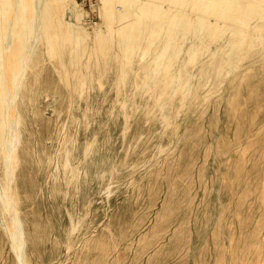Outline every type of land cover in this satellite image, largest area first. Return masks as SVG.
I'll use <instances>...</instances> for the list:
<instances>
[{
    "label": "rangeland",
    "instance_id": "1",
    "mask_svg": "<svg viewBox=\"0 0 264 264\" xmlns=\"http://www.w3.org/2000/svg\"><path fill=\"white\" fill-rule=\"evenodd\" d=\"M19 1L0 0V103L10 105L19 134L10 198L18 202L22 237L16 228L9 244L0 215V264H264V111L253 107H264V59L251 52V61L217 79L211 58L230 36L214 45L221 28L201 29L198 21L214 23L211 13L221 9L228 16L233 0H177L176 8L170 0L179 13L159 0L171 13L165 11L166 20L148 16L158 7L153 0H109L108 7L103 0H74L84 29L76 28L69 9L67 23L75 27L66 30L52 14L58 0H22L23 14ZM236 1L244 12V1L255 0ZM44 16L47 25L25 37L22 21ZM183 36L190 39L181 46ZM165 37L181 52L170 60L168 75L165 67L154 82L151 67ZM188 46L197 54L191 68ZM190 74L187 90L182 81L169 84L170 77ZM207 74L212 78L205 84ZM177 87L180 93H173ZM230 95H238L228 100L236 111L226 104ZM66 157L74 170L63 168ZM229 229L235 238L244 236L247 247H229ZM13 245L21 247L20 258Z\"/></svg>",
    "mask_w": 264,
    "mask_h": 264
},
{
    "label": "bare ground",
    "instance_id": "2",
    "mask_svg": "<svg viewBox=\"0 0 264 264\" xmlns=\"http://www.w3.org/2000/svg\"><path fill=\"white\" fill-rule=\"evenodd\" d=\"M114 1V0H113ZM147 1V0H146ZM158 1V2H157ZM168 1H170V0H168ZM172 1V0H171ZM170 1V4L173 2H171ZM175 1H177V0H174V4L175 3H177L178 4V1L177 2H175ZM196 1V0H195ZM235 1V2H234ZM2 2V1H1ZM0 2V3H1ZM28 2H31V3H33V4H37V2H38V0H28ZM152 2V1H151ZM150 2V3H151ZM158 3V7H156V6H153L155 9H154V14L153 15H148L149 17L150 16H153L154 17V19L155 18H157L158 16H161V19H162V17L165 15L164 13H165V9H161V8H159V4H161V2H159V0H156V1H154L153 0V3ZM237 1L236 0H233V7L231 6V8L230 7H228L227 8V10L229 11V14H228V16H225V13H224V11L221 9L220 11H218V12H213V13H211V14H213L212 15V17L214 16L216 19H215V22L214 23H211V22H204V19H202V20H198V21H200L201 22V24H200V28L201 29H203V28H206V30H207V28L208 29H210V28H212L211 29V32L215 29H219V28H221V29H219L220 30V32L216 35V37H212V35H211V37L209 38V40H211V38H213L214 39V41H210L211 43H216L218 40H219V42H221L222 40H225L226 38H225V36H230V38L228 39V41L227 42H225V44L223 45V46H221L220 48L218 47L217 49H218V51H219V49H220V51H222L223 52V55H220L219 56V53H220V51L218 52V53H216V54H218L217 56H216V54H215V56H213V58H211V60H213L214 58L216 59V61L214 62V64H213V68H214V76H216L217 77V79H219V77L222 75V74H225V73H228V72H230V71H232L235 67H236V63H241L242 62V60H244V63L247 61V60H245L246 58H248V57H250V56H248L249 54H251V52L253 53V52H257L258 53V55H259V58L260 59H264V55L263 56H260L262 53H264V0H255L254 1V3H251V2H247V1H244V3H245V5H247L246 7L248 8V10L247 11H244V12H242V11H238L239 10V7H240V5H238V3H236ZM19 8H20V10L21 11H19V12H21V14H23V12L27 9V5L26 4H24L25 2H22V0L21 1H19ZM113 3H116V4H118L119 2H110V4H113ZM172 3V5L173 6H171V7H169V8H172L173 10H174V12L176 13V12H178V11H175V8H176V4H175V8H174V4ZM197 3H201V1L200 0H198V2ZM103 4H104V6H109V0H103ZM170 4H169V2H167V5L168 6H170ZM181 4V3H180ZM183 4H184V1H183ZM187 4V3H186ZM114 5V4H113ZM144 5H149L148 3L147 4H144ZM153 5H155V4H153ZM162 5H163V3H162ZM161 5V6H162ZM166 5V6H167ZM188 5V4H187ZM195 5V4H194ZM197 5V4H196ZM168 6H167V8H168ZM178 6L179 5H177V10H178ZM183 6V5H182ZM0 7H2V4H0ZM48 8H49V6H47ZM111 7V6H110ZM198 7V6H197ZM200 7V6H199ZM197 8V9H199V14H200V8ZM53 8H55L56 9V11H53V15H57V19H58V21H57V24H60L61 26H62V28H63V30H66V27H68V28H70V27H75V25H71V24H68L67 22H69L70 20H68V18H67V15H66V12H67V10H71V13H72V17H73V20H75V22H76V24H77V26H76V28H79V29H84V27H82L81 25H80V23H81V8L79 7V6H77L75 3H74V0H58L57 1V3L53 6ZM166 8V7H165ZM196 8V7H195ZM194 7L192 8L193 9V11H195L196 13H197V11H196V9H195ZM179 9H181L180 7H179ZM187 9V8H186ZM192 9H190V7H189V10L190 11H192ZM202 9V8H201ZM203 9H205V10H203V12H204V15H205V13H206V9L207 8H203ZM185 10V8L183 9V11ZM188 10V9H187ZM0 11H2V8H0ZM23 11V12H22ZM182 11V12H183ZM6 12V11H5ZM101 12V8L99 7L98 8V13H99V15L101 14L100 13ZM167 12L168 11H166V14H167ZM173 12V11H172ZM180 12V11H179ZM178 12V13H179ZM194 12V14L196 15V13ZM203 12H202V15H203ZM188 13H191V12H189L188 11ZM188 13H182V15L181 16H183L184 14L187 16V15H189ZM20 13L19 14H17V15H15V17H18V16H20L21 15ZM168 14H169V12H168ZM171 14V13H170ZM169 14V15H170ZM199 14H197V17H198V15ZM168 15V17L169 18H172L171 16H169ZM191 15V14H190ZM193 15V14H192ZM191 15V16H192ZM201 15V14H200ZM199 15V16H200ZM33 16H35V15H33ZM136 16H140V14H136ZM145 16V15H144ZM146 16H147V14H146ZM145 16V17H146ZM152 17V18H153ZM165 17L167 18V15L166 16H164V20H166L165 19ZM202 17V16H201ZM110 18H112V16L110 15V14H108L107 15V17H106V23H108L109 21H110ZM208 17H206V19H207ZM174 19H176V18H174ZM198 19H201L200 17L198 18ZM209 19H210V17H209ZM219 19H220V21L222 22V23H218L217 21H219ZM47 20H50V17L49 18H47V16H44L43 18H39L38 20H37V18H34L33 20H28V21H22L23 22V25H24V23H25V25L26 26H28V28H26V26H24V28L25 29H23L24 31L25 30H27L26 31V33H25V37H27V38H29L31 35H32V33H34L37 29H42L43 27H44V25H47V23H46V21ZM109 20V21H108ZM163 20V22L164 23H162V25L163 24H165L166 22ZM170 20V19H169ZM171 20H173V19H171ZM194 20L197 22V19H195L194 18ZM194 21V22H195ZM206 21V20H205ZM208 21V20H207ZM213 21H214V19H213ZM27 22V23H26ZM161 22H162V20H161ZM153 23V22H152ZM150 24L151 26L152 25H155V24ZM183 23H185V22H183ZM159 24V23H158ZM156 25L157 26V28L159 27V25ZM197 24V23H196ZM161 25V24H160ZM161 25V26H162ZM174 25V24H173ZM186 26L185 27H187V24H185ZM190 24L188 23V26H189ZM193 25H194V23H193ZM177 26V25H176ZM175 26V27H176ZM205 26V27H204ZM23 27V26H22ZM146 27V26H145ZM165 28L162 30V31H165V29H167L166 28V26H164ZM171 27H173L174 28V26H171ZM179 27V26H178ZM184 27V28H185ZM149 28V27H148ZM156 28V27H155ZM156 28V29H157ZM163 28V27H162ZM169 28V27H168ZM172 28V30H174ZM180 28V27H179ZM194 28V27H193ZM199 28V29H200ZM147 29V28H146ZM151 29H152V27H151ZM151 29H150V32H151ZM180 29H182V31H184L183 30V28H180ZM144 30H145V28H144ZM148 30V29H147ZM153 30V29H152ZM170 30V29H169ZM176 30H178V28H176L174 31L176 32ZM197 30V29H196ZM216 30V31H217ZM218 30V31H219ZM82 31V30H81ZM142 31V30H141ZM146 31V30H145ZM158 31L160 32V30H159V28H158ZM193 31H195V29H193ZM198 31V30H197ZM202 31V30H201ZM45 31H43V33H44ZM121 32V31H120ZM156 32V31H155ZM167 33L169 32V31H166ZM196 32V31H195ZM208 32L209 31H207L205 34L206 35H202V36H205V38H206V36H210V34H208ZM121 33H123V32H121ZM145 33V32H144ZM146 33H147V31H146ZM165 33V32H164ZM163 33V36H160L161 38H163L164 37V35H166V34H164ZM174 33V32H173ZM178 33V32H177ZM184 33V32H183ZM185 33H186V30H185ZM201 33V32H200ZM203 33V32H202ZM210 33V32H209ZM16 34V33H15ZM120 34V33H119ZM138 34V33H137ZM140 34H143V33H140ZM139 34V35H140ZM151 34V36H152V34L153 33H150ZM150 34H149V36H150ZM160 34V33H159ZM172 34V33H171ZM176 34V33H175ZM187 34V33H186ZM185 34V35H186ZM196 34L197 33H194V35L196 36ZM199 34V33H198ZM208 34V35H207ZM45 35V34H44ZM106 34L104 33V32H97L96 34H95V37H97V38H102V37H106L105 36ZM154 35V34H153ZM170 35V34H169ZM169 35H167L166 37H169ZM174 35V34H173ZM182 35V34H181ZM180 35V36H181ZM184 35V36H185ZM201 35V34H200ZM47 36H48V34H47ZM91 36V35H90ZM120 36H121V34H120ZM127 36L128 37H126V39L127 38H129V39H131V34L130 33H128L127 34ZM148 36V35H147ZM148 36V37H149ZM155 36V35H154ZM154 36H153V38H154ZM159 36V35H158ZM157 36V37H158ZM182 37V38H179V42L178 43H181V46H183L182 44H184V42H188L189 41V39L190 38H188V41H187V39L185 38V37ZM202 36H201V38H202ZM49 37V36H48ZM87 37H89L88 35H87ZM137 37H139V36H137ZM142 37H144V35L142 36ZM165 37V38H166ZM176 37H179V35L178 36H176ZM123 38H125V36H123ZM145 38V37H144ZM147 38V37H146ZM159 38V37H158ZM157 38V39H158ZM170 38L172 39V37H171V35H170ZM170 38H166L167 40H164L165 41V43L162 45L163 47L160 49V51H158V52H160L158 55L156 54H154L155 56H156V58H155V63L152 65V81H154L155 82V80L156 79H154L153 78V75H156V76H158V74L160 75V73H161V75L163 74V72H161V70L163 71V68L165 69V67H166V70L164 71L165 73L164 74H166V75H168V71H167V69H168V67H170V65L172 64V62H170V60H173L174 61V59H176V58H178L179 56H180V49H181V47L179 46V44L178 43H176V44H178L177 46H179V47H177L176 49H175V45H174V48H172V49H174L173 51H174V53L175 54H173V53H171L170 51H172L171 50V47H172V45L174 44V41L173 40H168V39H170ZM148 39V38H147ZM149 39H152V37L151 38H149ZM174 39H175V37H174ZM191 39H192V41H191V44H193L192 42H193V39H194V37L192 38L191 37ZM204 39V38H203ZM203 39H201L202 41H203ZM111 40V39H110ZM119 40H121V39H119ZM159 40H160V38H159ZM158 40V41H159ZM162 40L163 39H161L160 41H161V43H162ZM200 40V39H199ZM205 40V39H204ZM138 41H140L139 39H138ZM143 41V40H142ZM146 41V40H145ZM145 41H143V42H145ZM154 41V40H153ZM152 41V42H153ZM157 41V42H158ZM202 41H201V43H202ZM118 42V41H117ZM142 42V43H143ZM148 42V41H147ZM195 42H196V39H195ZM207 42H209L208 41V39H207ZM210 42L208 43V46H209V44H210ZM120 43V42H119ZM160 43V42H159ZM121 44V43H120ZM120 44H117V47H119L118 45H120ZM196 44V43H195ZM150 45L152 46L153 45V43L151 44L150 43ZM156 45H158V43L156 44ZM156 45H155V47H156ZM197 45H199V44H197ZM205 45L206 44H204V47H205ZM215 45V44H214ZM150 46V48H153V47H151ZM159 46V45H158ZM161 46V45H160ZM190 46V45H189ZM189 46H188V49H189V53H188V51H186V50H188L187 48H186V52L185 53H188V55H189V57H188V60H189V62H192V65H190V68H191V66H193V61L197 58V54L195 53V51H192L191 52V50L193 49V47H192V49H190L189 48ZM211 46V45H210ZM209 46V47H210ZM147 47H148V45H147ZM155 47H154V51H155ZM187 47V46H186ZM203 46H201V48H202ZM209 47H207V48H209ZM150 48H148L149 49V51H151L150 50ZM157 48V47H156ZM197 48H198V46H197ZM200 48V49H201ZM212 48V47H211ZM210 48V49H211ZM145 49V48H144ZM143 49V50H144ZM147 49V50H148ZM195 49V48H194ZM222 49V50H221ZM142 50V49H141ZM183 50V49H182ZM197 50V49H196ZM204 50V49H203ZM207 50V49H206ZM148 51V52H149ZM172 51V52H173ZM156 52V51H155ZM170 52V54H173V56L172 57H170L171 55H169L168 53ZM197 52V51H196ZM185 53H184V55H185ZM205 53V52H204ZM204 53H203V55H204ZM208 52H206V54H207ZM149 54H151V52H149ZM148 54V55H149ZM202 54V53H201ZM205 54V55H206ZM211 54V53H210ZM153 55V54H152ZM179 55V56H178ZM183 54H181V56H182ZM187 55V54H186ZM185 55V56H186ZM199 55H200V53H199ZM209 55V54H208ZM207 55V56H208ZM256 55V54H255ZM154 56V57H155ZM178 56V57H177ZM202 56V55H201ZM252 56V55H251ZM151 57V56H150ZM153 57V56H152ZM154 57H153V59L152 60H154ZM184 56H182L181 58H183ZM203 57V56H202ZM206 57V56H205ZM209 57V56H208ZM185 58H187V57H185ZM151 59V58H150ZM166 59H169V63L170 64H166V63H164V60H166ZM199 59H201V58H199ZM209 59V58H208ZM249 59V58H248ZM0 60H1V56H0ZM188 60H186V61H188ZM203 60V59H202ZM210 60V61H211ZM250 60V59H249ZM258 60V59H257ZM181 61V60H180ZM180 61H179V63H180ZM196 61V60H195ZM205 61V60H204ZM209 61V62H210ZM251 61V60H250ZM254 61V60H253ZM121 62V61H120ZM119 62V64H121ZM153 62V61H152ZM162 62V63H161ZM167 62V63H168ZM188 62V63H189ZM248 62V61H247ZM258 62V61H257ZM173 63H175V62H173ZM249 63H251V62H249ZM255 63V62H254ZM181 64H182V62H181ZM184 64V63H183ZM185 64L187 65V62H185ZM184 64V65H185ZM195 64V63H194ZM252 64V63H251ZM264 64V63H263ZM263 64H261L262 65V67H263ZM208 65H210V64H208ZM207 65V66H208ZM241 65H243L242 63H241ZM246 65V64H245ZM1 62H0V68H1ZM172 66H173V64H172ZM172 66H171V68H172ZM174 66H175V64H174ZM196 66V65H195ZM212 66V65H211ZM244 66V65H243ZM247 66V65H246ZM249 66H251V65H249ZM260 66V65H259ZM118 67H119V65H118ZM186 67V66H185ZM188 67V66H187ZM198 67V66H197ZM196 67V68H197ZM262 67H260L261 69L260 70H262ZM174 68V67H173ZM189 68V69H190ZM193 68V67H192ZM244 68V67H243ZM259 68V67H258ZM209 69V68H208ZM245 69V68H244ZM178 70H180V69H178ZM192 70V69H191ZM212 70V69H211ZM210 70V71H211ZM181 71H182V67H181ZM246 71V70H245ZM251 71V70H250ZM252 71H253V69H252ZM21 71H18V72H14V76H13V78H12V82H16V84H17V82H18V80H19V78H20V76L22 75L21 73H20ZM172 72V71H171ZM188 72H189V70H188ZM193 72V71H192ZM207 72V71H206ZM206 72H204L203 74H205ZM212 72V71H211ZM264 72V71H263ZM170 73V72H169ZM176 73V72H175ZM178 73V72H177ZM199 74V73H198ZM202 74V76H205V75H203ZM243 74H245V73H243ZM160 75V76H161ZM200 75V74H199ZM208 75V74H207ZM242 75V74H241ZM247 75V74H246ZM164 76V75H163ZM163 76H162V78H163ZM186 76V75H185ZM167 77V76H166ZM210 74L208 75V77H206V80L205 81H202V80H200V81H202V82H205V84H207V83H209V79H210ZM241 77V76H240ZM158 78V77H157ZM194 78V76L193 75H189L188 76V78H186L185 80H180L179 79V76L176 78L175 76L174 77H170V79H169V84L170 83H174L175 84V87H176V84L178 85V83H180V81H182V83H183V86H186V89L185 90H187V88L192 84V82H193V79ZM201 78V77H200ZM212 78V77H211ZM214 78V77H213ZM161 78H159V81H161L160 80ZM197 80L199 79V78H196ZM203 79H205V77L203 78ZM216 79V80H217ZM166 80V79H165ZM158 81V82H159ZM166 82H168V81H166ZM162 83V82H161ZM160 83V84H161ZM197 83H199V81L197 82ZM163 85H165V83L163 84ZM155 86V85H154ZM183 86H181V88L183 87ZM219 86V85H218ZM217 86V87H218ZM180 88V89H181ZM184 88V87H183ZM194 89H195V86H194ZM232 89H234V88H232ZM236 89V88H235ZM178 90V92L180 93V91H179V87H177V88H174L173 90H172V92L173 93H175L176 91ZM184 90V91H185ZM190 90V89H189ZM194 92V91H193ZM239 93V92H238ZM231 94V93H230ZM232 94H234V92H232ZM184 95L185 94H183V95H181L182 97H184ZM178 96H179V94H178ZM231 96V95H230ZM236 96H238V95H236ZM236 96H231V97H228V98H226V100L228 101V100H231L232 101V99H235V100H237V97ZM188 97V95L186 94V98ZM181 98V97H180ZM246 98L247 99H249V97H247L246 96ZM264 98V97H263ZM0 99H3V97L0 95ZM205 99H207L208 101L209 100H211V98H205ZM262 100V99H261ZM231 101H228L226 104H228V105H230V109L232 110V111H236V105H237V103L236 102H231ZM263 102V101H262ZM210 106H211V104H210ZM214 107V105L212 104V108ZM254 107V109H257L258 108V111H264V107L263 106H253ZM9 108H10V105L9 104H2V103H0V160H1V162H2V164H3V166H4V174L2 173V175H0V215H1V217H2V219H3V222H4V231H5V234L8 236V242H9V244H13V242H14V239L16 238L15 237V229L17 228V230H16V233H17V231H19L18 232V234L17 235H20V237H22V234L20 233V230H18V228L20 227V222H18V220H17V209L15 208V206L18 204V202L16 201V200H13V199H11L10 198V196H11V193H10V190H11V187H12V182L14 181V175H13V170H14V167H15V165H17V158H16V150H17V147L15 146L17 143H16V141H18V139H19V134L17 133V131H16V128H15V124H13V121L12 120H10V112H9ZM11 111V110H10ZM235 117L237 116V114H235L234 115ZM12 121V122H11ZM251 124H252V118L250 119V121H249V129L251 128ZM249 131H251V130H249ZM248 131V132H249ZM90 145H91V143H90ZM89 145V146H90ZM89 146H85L84 147V152H87V151H89ZM92 147V146H91ZM89 155V154H88ZM65 159V158H64ZM64 166V167H63ZM62 167L63 168H66V167H71L73 170L75 169L74 167H75V165L74 164H72L71 163V161L70 160H68V158L66 157V159H65V162H64V165H63ZM101 170H103V169H101ZM72 175H73V177L74 178H78V171H75L74 173H72ZM97 175H101L102 176V174H100L99 172H97ZM96 175V176H97ZM263 186H264V183H263ZM87 203H89V201H87ZM262 205H263V207H264V197L262 198ZM75 227V226H74ZM229 231H230V233H229V236H228V243H229V247H241V243H242V245H243V247H247V239H245L244 238V236H240V237H234V234L236 233L237 234V231L235 232L234 230H230L229 229ZM236 234H235V236H236ZM19 237V238H20ZM18 238V236H17V239L18 240H20ZM214 241V240H213ZM18 243V242H17ZM235 243V244H234ZM21 244V243H20ZM217 244V243H216ZM15 245V244H14ZM13 245V246H14ZM13 246H11V247H13ZM13 248H15V252H16V249H17V252H19L18 253V256H19V258H20V256L22 255V250H21V247H17V245H16V247L14 246ZM17 255V254H16ZM262 257V262H264V255H262L261 256ZM22 259V258H21ZM20 260V259H19ZM25 262V261H24ZM24 262H20L21 264H24Z\"/></svg>",
    "mask_w": 264,
    "mask_h": 264
}]
</instances>
